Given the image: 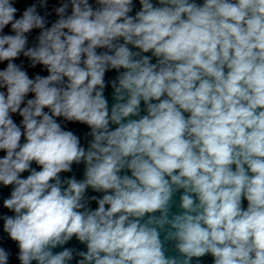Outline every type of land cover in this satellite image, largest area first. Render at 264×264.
Wrapping results in <instances>:
<instances>
[{
	"label": "clouds",
	"instance_id": "9594fccd",
	"mask_svg": "<svg viewBox=\"0 0 264 264\" xmlns=\"http://www.w3.org/2000/svg\"><path fill=\"white\" fill-rule=\"evenodd\" d=\"M15 3L0 0V185L14 213L0 219L20 264H264V0H139L135 15L133 0H63L50 27ZM21 55L48 74L30 78ZM58 118L90 129L87 150ZM82 162V180L61 178ZM10 255L0 247V264Z\"/></svg>",
	"mask_w": 264,
	"mask_h": 264
},
{
	"label": "water",
	"instance_id": "95a60500",
	"mask_svg": "<svg viewBox=\"0 0 264 264\" xmlns=\"http://www.w3.org/2000/svg\"><path fill=\"white\" fill-rule=\"evenodd\" d=\"M63 2V0H59L57 7H59L61 5V3ZM90 4H92L93 8L98 7V5H96L95 0H89ZM152 2L154 3V5L156 4V0H152ZM197 3L202 4L203 0H196ZM133 4H134V9L133 12L131 13V15H135L136 11L140 10V4H139V0H133ZM71 13V7H69L68 10V14ZM58 19V16L56 15V13L54 14L52 23L55 22ZM51 23V24H52ZM122 42V41H121ZM130 48L132 47L131 45L129 46ZM133 51H138V49H132ZM98 52L100 51H105L104 49H98ZM145 55H151V53H147ZM152 62L155 63L156 62V58L153 57L152 58ZM121 71H123V69H121ZM39 73L42 76H46L48 73L46 70H43L41 66H37L35 68L34 74ZM118 75V73L115 70H110L106 73L105 75V81L107 83V87L105 89V97L108 100V104H109V108H111L112 104L115 103L114 99H113V89L111 88V81H113L116 76ZM33 94H29V96L27 98H32ZM145 106L143 105V102L141 103V115H145L146 111H144ZM45 111H47V109H45ZM186 116L188 115L187 113L185 114ZM138 117H133V119H136ZM22 120V117L19 116L18 120H17V124H20V121ZM58 122L61 124L62 127L65 128V130H70L72 131L75 135H77L80 138V143L81 146H83L86 150L89 146L90 141L92 140V137L89 135L90 129L84 125V124H80L78 122L73 123V122H66L63 120V118H58ZM111 128H115V125H110ZM25 140L22 137L21 139V143H24ZM33 168H36L37 170H39V167L33 162L32 164ZM234 167V166H233ZM84 171H85V165L82 162L79 165L73 164L72 166V171L71 172H64L61 173V178H70V177H75L77 180H82L84 178ZM29 172H25L22 174L23 178H26L27 175H29ZM131 175V173L127 170H124L121 175ZM66 187V186H65ZM10 191H11V186H8L7 188L4 187L3 185H0V217L4 216V215H14V213L10 212L9 210L5 209L3 207V199L7 198L10 195ZM183 190L178 191L177 193L174 194L173 196V204L171 207V214H178L179 212H181L182 210L178 207L179 203H180V195L182 194ZM103 193H97L94 192L92 189H88L86 191V198H90L92 196H97V197H102ZM243 206L246 208L247 207V201L245 200L243 202ZM88 207L92 210H95L98 207V204L96 203V201H89ZM147 215V214H146ZM155 215H159V213H156ZM164 233H161V239H163ZM0 247H3L5 250L9 251L11 253L10 258H9V264H20L19 260L17 259V255H18V247L16 242L11 241L8 237V235L6 233L3 232V220L0 219ZM65 247H70V248H74L77 250H81V251H86V245L79 243L75 238H73L67 245H65ZM167 247V253L166 255L169 256H176L178 255V253L176 252L175 248H174V242H167L166 244ZM61 248H57L54 251L58 252L61 251ZM76 259H79V257H76ZM76 259H74L73 261L70 262V264H76ZM192 264H213V257L209 254V255H205L204 257L200 258L199 261H197V258H193L192 260Z\"/></svg>",
	"mask_w": 264,
	"mask_h": 264
}]
</instances>
